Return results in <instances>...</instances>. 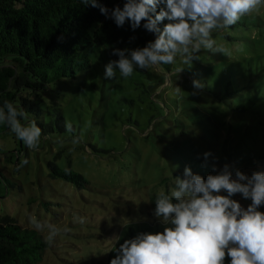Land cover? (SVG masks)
<instances>
[{
    "label": "rangeland",
    "instance_id": "374dc122",
    "mask_svg": "<svg viewBox=\"0 0 264 264\" xmlns=\"http://www.w3.org/2000/svg\"><path fill=\"white\" fill-rule=\"evenodd\" d=\"M250 14L264 21V8ZM227 36L241 39L233 42ZM213 38L228 49V54L202 51L195 62L203 65V70L208 68L214 77L216 73L221 75L220 83H224L221 65L237 64L246 77L251 69L254 71L255 77L248 81L250 88L264 87L263 29L227 28ZM177 60L182 61L180 57ZM104 72L105 67L98 66L75 81L57 83L45 93L28 96L44 110L62 109L82 143L88 139L111 151L109 156H92L83 150L82 143L73 148L71 142L43 136L38 149L29 150L13 132L0 134V169L8 172L13 184L9 189L0 175V217L15 218L23 227L41 232L45 240L50 227L59 229L44 252V264H110L125 240L141 232L163 231L165 225L153 215L156 205L152 197L160 191L170 193L177 177L174 171L183 168L176 161L170 164L160 154L161 144L202 161L203 154L210 152L208 163H215L217 171L230 165L233 178L237 169L248 176L264 171L260 165L264 154V99L257 102L259 107L239 113L212 94L192 95L197 79L185 73L170 77L159 74L157 79L163 78L160 91L149 97L144 86L135 87L118 71L112 80L105 79ZM176 86L183 89L182 93L176 92ZM248 91L238 96L244 95L248 101ZM122 96L134 100V106L121 100ZM258 109L261 115L255 113ZM151 116L156 120L148 127ZM197 126L211 131L210 139L215 140L216 134L220 144L211 146L195 134L181 135L184 129ZM164 129L175 136L163 133ZM21 158L28 164L20 167ZM68 160L94 191L49 176L48 162L64 165ZM239 199L247 207L251 203ZM74 215L84 217L85 222H74ZM33 220L44 227L37 229ZM225 264H231L230 258Z\"/></svg>",
    "mask_w": 264,
    "mask_h": 264
},
{
    "label": "clouds",
    "instance_id": "9594fccd",
    "mask_svg": "<svg viewBox=\"0 0 264 264\" xmlns=\"http://www.w3.org/2000/svg\"><path fill=\"white\" fill-rule=\"evenodd\" d=\"M81 3L98 8L118 27L129 23L133 31L142 26L155 34V39L144 47L113 48L111 55L118 59L105 66L104 78L108 80L116 79L117 71L128 78L135 68L173 65L177 57L191 67L200 60L202 51L227 55L228 49L217 43L213 33L264 8V0H125L122 8L117 5L113 9L101 0ZM165 20L169 23L161 28L159 25ZM203 88L200 81L194 80L192 95ZM175 90L180 94L183 89L176 86ZM27 119V113L12 102L4 101L0 106V124H6L29 150H36L42 130L34 120L21 123ZM65 128L74 132L71 123L66 122ZM78 142V137L73 139V143ZM211 156L210 152L203 154L202 167L208 166ZM27 164L28 160L21 158L19 166ZM212 169L216 172L215 163ZM236 194L251 200L250 205L245 208L232 199ZM155 205L153 215L165 225L163 231L141 232L125 240L110 264H225L226 258L231 264H264V212L258 210L264 205V171L248 176L237 169L233 178L231 166L225 164L218 174H209L205 179L186 167L183 177L175 178L170 193H157ZM74 222L82 224L85 218L74 215ZM33 223L37 229L44 227L37 221ZM58 235L59 229L50 227L46 242L52 243Z\"/></svg>",
    "mask_w": 264,
    "mask_h": 264
},
{
    "label": "trees",
    "instance_id": "16d2710c",
    "mask_svg": "<svg viewBox=\"0 0 264 264\" xmlns=\"http://www.w3.org/2000/svg\"><path fill=\"white\" fill-rule=\"evenodd\" d=\"M124 2L125 0H101L109 9L117 5L122 8ZM163 7L164 5H160V8ZM167 23L169 21L165 20L159 26L163 28ZM239 27L264 30V21L259 16L248 14L229 28ZM213 36H216V32ZM132 37L135 39L132 40ZM227 38L233 42L241 39L230 36ZM154 39L155 34L147 32L142 26L135 31L131 29L129 23L118 27L114 20L106 18L98 8L85 7L81 0H0V106L4 101L12 102L27 113L28 119L21 120L22 124H29L34 120L42 130L41 136L50 139L55 137L60 143L71 142L73 148L79 147L82 139L75 131L73 133L66 131L65 123L68 121L63 110L60 108L44 110L37 100L31 99L28 95L45 93L57 83L75 81L79 77L91 74L98 66L105 67L110 61L118 59L117 56L111 55L113 48L135 49L146 46ZM221 66L223 76L225 75L224 83H220L221 75L216 73L214 77L207 72L208 68L204 67L203 70V65L194 62L191 67H187L179 60L173 65L161 64L147 70L135 68L128 78L135 87L144 86V91L150 97L158 93L163 84L162 77L157 79L159 74L170 77L184 68L180 73L196 78L204 85L201 92L212 94L230 110L244 113L250 111L251 107H259L257 102L264 99V87L257 90L256 87L248 86V81L255 77L254 71L251 69L247 78L240 65ZM258 72L260 73L261 69H258ZM247 88L248 101L246 96H238ZM121 100L134 106L135 102L131 98L122 96ZM255 113L261 115L262 110L258 109ZM154 120L156 117L151 116L148 127ZM188 129V131L184 129L181 135L195 134L201 140L209 141L211 146L220 144V138L216 134L215 140L208 137V133H211L209 130L198 126ZM10 132L6 124H0V134ZM163 133L172 134L167 129H164ZM76 137L79 138V142L73 143ZM82 144L83 150L92 156L104 158L111 154L108 149H101L100 145L91 143L88 139L84 138ZM159 149L160 154L165 156L170 164L176 161L182 166L183 169L180 170L175 168L177 176L183 177L186 167H190L194 174H199L205 179L209 174L219 173L217 170L213 172L209 163L207 167H202L204 161L200 158L197 160L179 155L172 147L163 144ZM191 158L192 160H188ZM260 165L264 166V154L260 159ZM48 168L49 176L53 179H63L66 182H74L79 187L95 190L83 174L71 167L70 160L64 165L50 161ZM0 175L7 186L13 185L9 182L11 178L8 172L0 169ZM18 187L22 190L21 185ZM239 198L243 197L240 194L232 197L247 208ZM258 210L264 212V205ZM47 248L48 243L38 230L23 227L11 216L0 217V264H44L43 255Z\"/></svg>",
    "mask_w": 264,
    "mask_h": 264
}]
</instances>
